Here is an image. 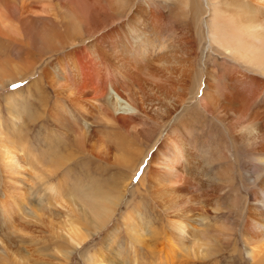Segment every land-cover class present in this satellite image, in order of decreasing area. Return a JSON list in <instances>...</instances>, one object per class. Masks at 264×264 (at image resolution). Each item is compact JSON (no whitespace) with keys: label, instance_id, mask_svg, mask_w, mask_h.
Listing matches in <instances>:
<instances>
[{"label":"bare ground","instance_id":"obj_1","mask_svg":"<svg viewBox=\"0 0 264 264\" xmlns=\"http://www.w3.org/2000/svg\"><path fill=\"white\" fill-rule=\"evenodd\" d=\"M0 3V41L33 49L0 88L38 75L0 113V264H34L40 224L99 234L88 264H236L237 235L264 264V0Z\"/></svg>","mask_w":264,"mask_h":264},{"label":"rangeland","instance_id":"obj_2","mask_svg":"<svg viewBox=\"0 0 264 264\" xmlns=\"http://www.w3.org/2000/svg\"><path fill=\"white\" fill-rule=\"evenodd\" d=\"M2 9H3V4L0 3V10L2 11ZM128 13L130 14L131 11H128ZM3 14H4V12H3ZM128 17H130V16H128ZM127 21H128V19L123 20L124 23H126ZM158 23L161 26H163V23H164L163 19H158ZM15 37L16 38L20 37L19 31L16 28H15ZM28 50H33V49L31 47H30V49H28L26 47H22L21 45L15 43V42H12V41H6V40L3 41L2 40V41H0V64H3L5 62L11 63L12 61L17 60L19 58L17 56H20L21 54L25 55V52ZM34 54H33V56L36 57V54L35 55ZM204 54L205 53H203V56H204ZM14 74H17V73L12 71V70H6L2 73V76L4 77V76H10V75H14ZM37 78H38L37 72H34L31 76H27L26 78H24L22 80H17L15 83H13L16 85H20V87H18L16 89L12 88L13 84H9L3 88H0V113L3 115H7L4 100H5V96L9 92L13 93L17 89L27 90L28 88H31L34 85L35 80H37ZM32 104H33V100H31V102H30L31 107H32ZM21 113H22L24 120L27 121L28 117L32 116V109H30L26 105H23L21 108ZM28 124H30L29 121H28ZM29 127H30L29 132L26 131V128L24 131L25 133H28L27 141L29 139L33 140V138H35V133L37 130V127H35L34 125H29ZM34 127H35V130H34ZM34 152L38 156H40L39 151L35 150ZM247 163H248V160L245 164V168H246ZM137 179H138V176L131 182V185H130L131 187L128 188L129 193L131 192V188L136 186ZM245 180H247V174L246 173H245ZM37 191H38V189H36L34 192L36 193ZM245 194H246V192H245ZM64 195H65V192H64ZM35 200L36 199H33L32 201L35 202ZM135 202L139 203V200L137 199ZM140 208H141V206H140ZM121 221L122 220H119V217L117 215L116 219L114 218L113 222H111L110 225H112L113 223H116V222L120 223ZM55 226L58 228H61V229L66 228V226H64V224H62L58 220L55 221ZM163 226H164V224L161 225V228ZM47 230H48V225H45V224H40L39 226H36V228L34 230H26V232L28 234V237L26 239V242H27L26 246L29 248V256L28 257L29 258L32 257L34 264H48V263L49 264H88L87 260H86L90 256V254H88V252H89V250L92 251V250H94V248H96V242L100 238L99 234L95 235L93 237L94 240L92 238L89 242L82 244L81 245L82 247L75 248L72 245H66L65 239H63L57 235H54V234L50 233L49 230L48 231ZM121 230H122V228H121ZM123 231H124V229H123ZM123 231L121 232L122 236L120 238V240L122 242H123V238H127V236H124ZM30 236L32 238H34L33 240H35V242H33V243L30 242L31 244L29 243V237ZM97 237H99V238H97ZM240 241H242V237H241V235H237L234 238V246L239 247L240 250H238V252H235V256L237 254H239L241 257L238 259L239 261L237 260L236 264H250L251 260L247 256V253L246 252L244 253L243 247H241ZM56 250H61L63 252L69 250V251H71V255L67 260L65 258L53 260V259L57 258L54 255ZM139 250L143 252V253L138 252L139 256L142 257V258L138 259L139 262L146 260L147 257L148 258L151 257V253L146 254V250H143V249H139ZM144 253H145V255H144ZM209 262L206 264H212L211 261H209ZM150 264H152V263H150Z\"/></svg>","mask_w":264,"mask_h":264},{"label":"snow or ice","instance_id":"obj_3","mask_svg":"<svg viewBox=\"0 0 264 264\" xmlns=\"http://www.w3.org/2000/svg\"><path fill=\"white\" fill-rule=\"evenodd\" d=\"M18 87H20V85H16V84H13V85H12V88H13V89H16V88H18Z\"/></svg>","mask_w":264,"mask_h":264}]
</instances>
